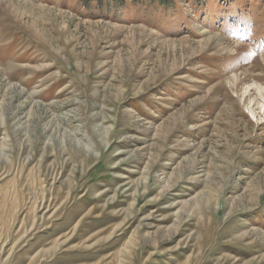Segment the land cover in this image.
Returning a JSON list of instances; mask_svg holds the SVG:
<instances>
[{"label":"rangeland","instance_id":"1","mask_svg":"<svg viewBox=\"0 0 264 264\" xmlns=\"http://www.w3.org/2000/svg\"><path fill=\"white\" fill-rule=\"evenodd\" d=\"M0 264H264V0H0Z\"/></svg>","mask_w":264,"mask_h":264},{"label":"trees","instance_id":"2","mask_svg":"<svg viewBox=\"0 0 264 264\" xmlns=\"http://www.w3.org/2000/svg\"><path fill=\"white\" fill-rule=\"evenodd\" d=\"M86 4H95V5H106L112 6L115 9H123L127 5V0H83ZM133 3H140L143 1L150 2L152 4L163 6L167 3L168 0H130Z\"/></svg>","mask_w":264,"mask_h":264},{"label":"bare ground","instance_id":"3","mask_svg":"<svg viewBox=\"0 0 264 264\" xmlns=\"http://www.w3.org/2000/svg\"><path fill=\"white\" fill-rule=\"evenodd\" d=\"M222 37H220V36H218V37H216L215 39H210L212 42H211V44H214V45H221L222 44ZM258 90H259V88H258ZM262 96V95H261Z\"/></svg>","mask_w":264,"mask_h":264}]
</instances>
